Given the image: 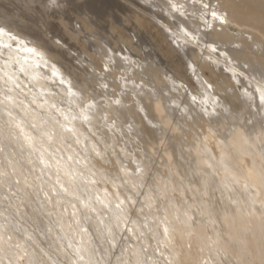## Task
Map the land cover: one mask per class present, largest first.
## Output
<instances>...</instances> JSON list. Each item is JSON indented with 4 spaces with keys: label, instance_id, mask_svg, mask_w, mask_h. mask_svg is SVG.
Wrapping results in <instances>:
<instances>
[{
    "label": "bare ground",
    "instance_id": "1",
    "mask_svg": "<svg viewBox=\"0 0 264 264\" xmlns=\"http://www.w3.org/2000/svg\"><path fill=\"white\" fill-rule=\"evenodd\" d=\"M172 3L187 7L0 0V149L18 147L9 167L1 165L9 184L2 175L0 182L16 195L1 201L9 210L0 213V264H108L124 249L115 264H264V0H212L228 14L227 25L204 37L219 56L177 50L166 29L190 21ZM138 51L146 66L133 62ZM189 60L200 73L196 87ZM145 118L163 136L170 172L157 185L162 195L150 188L136 205L135 192L155 171L141 158L150 153L134 141L110 145L102 126L131 120L153 140ZM19 153L28 175L17 171ZM25 202L40 214L51 207L42 218L56 226L46 237L26 230L17 240L11 220H27Z\"/></svg>",
    "mask_w": 264,
    "mask_h": 264
},
{
    "label": "rangeland",
    "instance_id": "2",
    "mask_svg": "<svg viewBox=\"0 0 264 264\" xmlns=\"http://www.w3.org/2000/svg\"><path fill=\"white\" fill-rule=\"evenodd\" d=\"M153 11H162V9H154L152 8ZM56 26L54 25V28ZM133 34H135L136 36L133 37V39L130 38V40L133 41V43H136L138 40V32H134ZM59 44L60 41H57ZM66 48V46H65ZM73 50V49H72ZM127 50L124 49V52H126ZM147 51V50H146ZM138 53V54H137ZM71 56H77L78 54H80L79 52H74L71 51ZM89 54H95L94 52H89L84 58L88 59ZM136 54V55H135ZM133 55H135L136 57H134ZM117 57H121L122 59H124V56H121V53L118 52V54L116 55ZM132 59L133 62L136 65H140L143 64V66H146L147 64V57H144V52L143 51H138V52H132ZM81 62V61H80ZM79 63V61L77 62ZM76 63V64H77ZM123 65H129L128 62L123 63ZM84 73H88L91 72L88 68L87 64H84ZM102 68V69H101ZM135 68H137V66H135ZM99 70L107 72V69L105 67H102V64H100ZM85 71H89V72H85ZM117 73H119V77L120 75H122L123 70L119 69L118 71H116ZM86 74V75H88ZM170 75V74H169ZM189 83L194 84V87H196V80L193 79V77L189 78ZM189 83H187L186 85H188ZM97 91H100V97L101 99H105L108 98L107 95L105 93H103V91L108 90L107 86L104 85H100L96 87ZM0 115H3L2 113H0ZM1 117V116H0ZM5 117V116H4ZM7 119V118H6ZM125 120V126L120 127L119 124H114L113 126H110V128H108L107 126H102L103 127V136L110 140L112 142V144L110 145H115L121 142V140L123 139L125 142H132L134 141L135 145L138 144L141 148H144L145 151L150 153V159L148 158H144L143 156H141V158L143 159L144 165L147 166L150 162H148V160H152V164L151 166L154 167L155 171L150 170V177L147 179L148 183H144L142 182L140 184V191L139 192H135L138 196V202H136V205H138V203H142L143 204V200H146V195L149 194V189H153L155 193H159L162 195V192L158 189L157 185L161 184V181H165L167 182V179L165 178V174L166 172L169 170L167 169L162 160L161 157H164V153L161 151L162 149V140H163V136L160 135L157 131H156V126H154L153 124L149 123L146 118L144 119V121H146V125L147 127L151 130V138H153V140H149L148 136H146L136 125H134V123L131 120H127V119H123ZM3 121V117L2 119H0V122ZM214 122V120H213ZM215 122H219V119H215ZM8 127L5 126V129H7ZM150 145H155V147L158 149L157 150V155H155L151 149H150ZM6 148V149H5ZM4 149H0V175L6 177V183L7 185L9 184V179L8 177L4 174L1 165L5 166V167H9L10 162H9V157H15V153L13 152L14 150L18 149V147L16 145H14V147H5ZM107 148H110V146H107ZM14 149V150H13ZM136 150V153L138 154V150ZM11 153L14 155H11ZM94 150H91V152H89V154L87 155L88 157L93 156L94 154ZM97 154V153H96ZM10 155V156H9ZM139 155V154H138ZM17 156L19 157L20 161H22V164L24 165L23 168H19L17 169V171L21 174L22 172H24L26 175L29 174V171L27 170L29 168V165L25 162V160L22 158V155L19 153L17 154ZM99 162L102 165H106L109 166V169L111 170H115L118 166L117 162L114 160V163L117 165L116 168L114 169L112 166H110L109 163H105L103 162V160L98 159ZM142 170V167H140V171ZM170 172V171H168ZM115 173V172H114ZM136 173L138 174V171H136ZM108 184H114L113 179L111 177H109V183ZM107 184V185H108ZM13 187V184H11ZM42 192L39 193V195H41ZM4 195H16L15 192H9V188L4 186V183L0 182V213L3 211H7V209L9 210V205L7 204H2V200L7 202V200L5 199ZM45 195H49L48 193L45 192ZM161 199H163V196H161ZM26 205V209L25 210V214L24 216L26 217L27 220H24L22 218H19V220H16L13 218L14 221L13 222V231L17 234V240H21L24 236H25V231L28 230L30 231L33 235L37 236V237H46L48 234V228L49 226L53 227L56 226V222H53V220H49L46 221L42 218V216H46V215H51V211H45V210H49L51 207L49 206L47 209L45 208L43 212L38 213L37 211L31 209V204L28 202H25ZM6 207V208H5ZM139 211V209H137ZM29 213L33 215L35 221L33 222V220L30 218ZM28 224H32L31 226H28ZM36 224V226H35ZM90 227L92 228V230L94 231H98V229L96 228L95 224L93 221H90L89 223ZM104 230V229H103ZM108 233V232H105ZM109 235V234H108ZM107 237V234L105 235ZM153 239V244H155V240ZM97 240H99L101 243H104L105 241H107V238L101 239V235L98 234L97 235ZM135 240V239H134ZM109 241V240H108ZM134 242H137L136 240ZM49 247L52 249L53 246L50 245V243H48ZM114 255L109 256V260H108V264H115L116 262H119V256H123L127 253V249H124L123 253H117L116 251L114 252ZM120 254V255H119Z\"/></svg>",
    "mask_w": 264,
    "mask_h": 264
},
{
    "label": "snow or ice",
    "instance_id": "3",
    "mask_svg": "<svg viewBox=\"0 0 264 264\" xmlns=\"http://www.w3.org/2000/svg\"><path fill=\"white\" fill-rule=\"evenodd\" d=\"M171 12L178 15L183 22L177 24L176 29H166L171 38V42L179 51L181 48L187 53L191 48L197 53L206 49L209 53L221 54V50L215 44H211L204 37L213 30L216 23L220 25L228 24V14L221 10V6L213 4L212 0H187V7L171 4ZM167 15V13H165ZM177 34L174 35L173 33ZM190 75L196 80L200 73L193 62L186 61Z\"/></svg>",
    "mask_w": 264,
    "mask_h": 264
}]
</instances>
